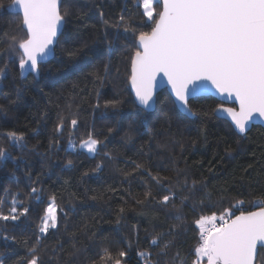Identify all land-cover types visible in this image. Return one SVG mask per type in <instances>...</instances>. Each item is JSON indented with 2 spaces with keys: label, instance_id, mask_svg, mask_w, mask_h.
Returning <instances> with one entry per match:
<instances>
[{
  "label": "trees",
  "instance_id": "obj_1",
  "mask_svg": "<svg viewBox=\"0 0 264 264\" xmlns=\"http://www.w3.org/2000/svg\"><path fill=\"white\" fill-rule=\"evenodd\" d=\"M12 2L0 0V50L24 37ZM139 2L62 0L64 29L38 75L23 78L16 62L0 59V68L7 63L0 148L10 153L0 160V213L29 209L16 221L0 220V264H27L33 247L39 264H193L201 216L264 206L263 127L238 133L217 118L221 103L213 97L192 99V118L167 90L154 111L137 105L131 56L139 33L151 31ZM13 132L23 135L15 145ZM90 135L101 142L97 153L69 148ZM154 176L168 180L161 187ZM185 179L196 182L191 195L181 187ZM166 189L179 196L164 205ZM53 197L57 228L43 234ZM158 233L164 235L152 245Z\"/></svg>",
  "mask_w": 264,
  "mask_h": 264
},
{
  "label": "snow or ice",
  "instance_id": "obj_2",
  "mask_svg": "<svg viewBox=\"0 0 264 264\" xmlns=\"http://www.w3.org/2000/svg\"><path fill=\"white\" fill-rule=\"evenodd\" d=\"M61 3L62 0H13L12 7L21 14L24 37L19 40L11 37L7 48L0 50V59L7 56L8 62H16L22 75L38 74L41 64L54 55L62 35L67 13H62ZM139 6L151 31L138 35L129 80L136 101L144 110L151 109L155 103L156 78L162 73L171 85L173 103L189 116L193 115L188 107L189 97L200 90L198 82L207 81L220 95L235 98L239 110L221 106L216 111L218 119L229 118L239 133L246 132L256 114L264 117V0H140ZM157 7L161 10L156 11ZM120 20L123 22L124 17ZM6 68L7 63L0 68V78L6 75ZM96 79L101 77L97 75ZM71 124L75 126L77 121L73 119ZM62 128L63 121L57 131ZM9 137L14 145L23 140V135L15 132ZM100 144L90 135L81 148L95 154ZM9 157L10 153L0 148V160ZM152 179L161 187L168 180L157 176ZM181 187L191 195L196 182L189 185L185 179ZM166 190L170 195L162 197L160 203L164 205L179 196L171 189ZM151 195L146 193V197ZM183 199L186 202L189 196ZM28 211L27 207L18 211L13 206L9 215L0 213V220L16 221ZM57 224L53 197L39 231L47 234ZM196 224L200 234L193 264H203L205 259L206 264H264V206L257 211H240L239 215L225 211L220 216H201ZM163 235L158 233L151 244L157 245ZM36 253L37 248L33 247L27 264H39ZM105 253L112 260L107 250ZM126 256L125 251L119 252V257ZM114 264H121V260L115 259Z\"/></svg>",
  "mask_w": 264,
  "mask_h": 264
},
{
  "label": "water",
  "instance_id": "obj_3",
  "mask_svg": "<svg viewBox=\"0 0 264 264\" xmlns=\"http://www.w3.org/2000/svg\"><path fill=\"white\" fill-rule=\"evenodd\" d=\"M12 4H13V2H12ZM12 4L10 5V11L12 12V13H15V14H19V12H18V9L17 8H15V7H12ZM21 15V14H20ZM65 25V24H64ZM63 29H64V26H63V28H62V31H63ZM61 36V35H60ZM59 36V37H60ZM137 45H138V41H137ZM55 47H56V45H55ZM54 55H55V53H54ZM54 55L53 56H51V57H49V59L47 60V62H45V63H48L50 60H52L53 58H54ZM29 74H34V75H38L37 73H33V72H27V73H24L23 75H22V77L23 78H25V77H27ZM198 83H200L201 84V88H200V90L198 91V93L197 94H195V95H193V96H191V97H189V101H188V107L190 108V106H189V102L192 100V99H195V98H199V97H213V98H215L217 101H219L221 104H220V106H218V108H220L221 106H223V107H233V108H236L237 110H239V105H238V103L235 101V98L234 97H231V98H229V97H227L226 95L225 96H222V95H220L217 91H216V89L214 88V86H212L211 84H210V82H207V81H204V82H198ZM130 90H131V93H132V95H133V97H134V99H135V101H136V97H135V92H134V90L132 89V87H131V84H130ZM163 90H167V92L171 95V97L173 98V100L175 99V97H174V94L172 93V89H171V85L168 83V81H167V77H165L162 73L161 74H159L158 76H157V78H156V83H155V88H154V101H155V103H154V105H153V107L151 108V109H149V110H146V111H154L155 109H156V104H157V96H158V94L159 93H161ZM136 103H137V105L139 106V107H141L139 104H138V102L136 101ZM177 106V105H176ZM142 108V107H141ZM177 108L183 113V114H185V115H187L186 113H184L178 106H177ZM217 108V109H218ZM191 109V108H190ZM216 109V110H217ZM192 111V110H191ZM193 113V112H192ZM215 114L217 115V111H215ZM219 115L221 116V117H224L225 116V114H223V113H219ZM187 116H189V115H187ZM189 117H194V114L193 115H191V116H189ZM222 119H225V120H227V121H229V123L233 126V128L239 133V131L235 128V126L231 123V121H230V119L229 118H222ZM253 126H261V127H263L264 128V117H260L258 114H256L255 116H254V118L248 123V125H247V130H246V132L245 133H243V134H246ZM241 134V133H240ZM259 209V208H258ZM258 209H256V210H253V211H257ZM258 249H259V245H258Z\"/></svg>",
  "mask_w": 264,
  "mask_h": 264
},
{
  "label": "rangeland",
  "instance_id": "obj_4",
  "mask_svg": "<svg viewBox=\"0 0 264 264\" xmlns=\"http://www.w3.org/2000/svg\"><path fill=\"white\" fill-rule=\"evenodd\" d=\"M81 143H82V142H81ZM81 143H80L79 145H76V144H75V145H74V144H71L69 148H71V149H74V150L78 148V149H81V150H84V151H86L85 149L81 148ZM90 154H92V153H90ZM51 202H52V200H50V201H49V203H51ZM49 203H48V205H49ZM55 206H56V205H55ZM56 210H57V208H56ZM216 223H217V224H219V223H220V221H219V220H217V221H216ZM205 260H206V259H205ZM204 262H205V263H204ZM204 262H203V264H206V261H204Z\"/></svg>",
  "mask_w": 264,
  "mask_h": 264
}]
</instances>
